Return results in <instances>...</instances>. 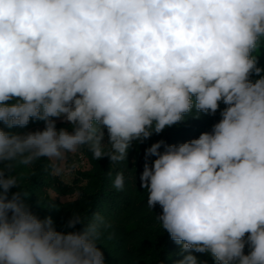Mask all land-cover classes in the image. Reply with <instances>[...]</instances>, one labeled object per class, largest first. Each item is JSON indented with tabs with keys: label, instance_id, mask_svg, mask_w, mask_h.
Returning <instances> with one entry per match:
<instances>
[{
	"label": "clouds",
	"instance_id": "1",
	"mask_svg": "<svg viewBox=\"0 0 264 264\" xmlns=\"http://www.w3.org/2000/svg\"><path fill=\"white\" fill-rule=\"evenodd\" d=\"M261 47L264 0H0V264H104L103 217L58 231L25 203L19 166L47 158L64 176L83 147L125 161L134 141L217 111L210 132L148 147L141 187L187 253L177 264H264ZM30 120L43 130L11 131Z\"/></svg>",
	"mask_w": 264,
	"mask_h": 264
},
{
	"label": "trees",
	"instance_id": "2",
	"mask_svg": "<svg viewBox=\"0 0 264 264\" xmlns=\"http://www.w3.org/2000/svg\"><path fill=\"white\" fill-rule=\"evenodd\" d=\"M253 54L258 56V66L264 68V47L257 49ZM261 75H264V72ZM224 107L221 103L220 108ZM220 118L219 111L214 115L201 113L199 118H196L195 114L189 115L184 121L166 128L160 134L154 133L143 143L134 141L126 160L117 163H112L107 157L96 160L86 147L81 148L80 152L85 155L90 170L80 173L74 181L76 183L84 180L86 189L84 197L73 210L55 209L53 203L49 204L48 198L41 199V195L50 190L60 195H68L72 191V187L62 183L57 176L51 175L50 161L47 158H41L28 167L19 166L17 173L24 174L21 188L28 193L25 203L41 219L51 216L55 228L64 232L83 231L84 224H77L74 229L66 226L74 213H79L85 224L91 222L93 216L99 213L104 219V226L100 229L97 247L104 254V264H177L187 253H181V246L163 230L156 218L162 209L159 205L153 209L147 206L148 192L141 187L140 176L145 164V150L160 140L166 144L179 145L198 138L201 133L210 132ZM53 119L56 120L57 129L71 130L69 122L57 123L61 119ZM44 126L43 121L30 120L27 127H17L11 131L26 133L43 130ZM0 127H3L2 123ZM105 139L107 142V134ZM155 158L149 157L148 163L151 164ZM121 172L124 175V188L117 190L113 182L117 173ZM15 191V188L11 190ZM139 209H144L141 217H137L136 212ZM244 251L245 254L248 253L247 245ZM191 254L197 257L198 264H215L208 254Z\"/></svg>",
	"mask_w": 264,
	"mask_h": 264
},
{
	"label": "rangeland",
	"instance_id": "3",
	"mask_svg": "<svg viewBox=\"0 0 264 264\" xmlns=\"http://www.w3.org/2000/svg\"><path fill=\"white\" fill-rule=\"evenodd\" d=\"M57 123H67V121L61 119L58 120ZM103 143H107L106 139L103 141ZM66 164L69 166L75 164L76 167L72 169L70 173L65 174L64 176L57 177L59 178L58 180H61L62 183L72 187V191L70 192V194L60 195L50 190L46 193H43L41 195V199L48 198L50 200L49 204L53 203L56 207L55 209L73 210V207L77 206L78 201L82 200V197H84V191L86 189V182L84 180H79V182L76 183L74 181L78 179L80 173L88 172L90 170V165L85 158V155L81 153L80 150L75 154L69 153L67 156ZM143 211L144 209H139L138 212H136L137 217H141L143 215ZM64 215L66 214L64 213Z\"/></svg>",
	"mask_w": 264,
	"mask_h": 264
}]
</instances>
